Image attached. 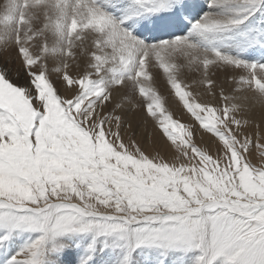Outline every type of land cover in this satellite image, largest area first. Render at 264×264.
Returning a JSON list of instances; mask_svg holds the SVG:
<instances>
[{
  "label": "snow or ice",
  "instance_id": "snow-or-ice-1",
  "mask_svg": "<svg viewBox=\"0 0 264 264\" xmlns=\"http://www.w3.org/2000/svg\"><path fill=\"white\" fill-rule=\"evenodd\" d=\"M0 264H264V0H0Z\"/></svg>",
  "mask_w": 264,
  "mask_h": 264
},
{
  "label": "rangeland",
  "instance_id": "rangeland-1",
  "mask_svg": "<svg viewBox=\"0 0 264 264\" xmlns=\"http://www.w3.org/2000/svg\"><path fill=\"white\" fill-rule=\"evenodd\" d=\"M160 87H161V85H160ZM169 107H170V110L173 111V114L176 118H180L184 121H187L188 117L186 115H182V109L179 106L170 104Z\"/></svg>",
  "mask_w": 264,
  "mask_h": 264
},
{
  "label": "bare ground",
  "instance_id": "bare-ground-1",
  "mask_svg": "<svg viewBox=\"0 0 264 264\" xmlns=\"http://www.w3.org/2000/svg\"><path fill=\"white\" fill-rule=\"evenodd\" d=\"M163 89H164V85L161 84V90L163 91ZM170 104H171V105H176V106H178L177 104H173L171 101H170ZM170 104H169V106H170ZM172 112H173V111H172Z\"/></svg>",
  "mask_w": 264,
  "mask_h": 264
}]
</instances>
